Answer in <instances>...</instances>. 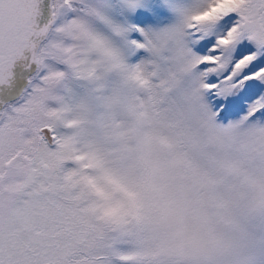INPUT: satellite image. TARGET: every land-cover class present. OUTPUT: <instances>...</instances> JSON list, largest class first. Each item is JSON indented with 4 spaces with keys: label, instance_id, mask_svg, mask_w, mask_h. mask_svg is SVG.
Masks as SVG:
<instances>
[{
    "label": "snow or ice",
    "instance_id": "obj_1",
    "mask_svg": "<svg viewBox=\"0 0 264 264\" xmlns=\"http://www.w3.org/2000/svg\"><path fill=\"white\" fill-rule=\"evenodd\" d=\"M0 264H264V0H0Z\"/></svg>",
    "mask_w": 264,
    "mask_h": 264
}]
</instances>
